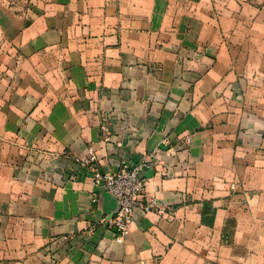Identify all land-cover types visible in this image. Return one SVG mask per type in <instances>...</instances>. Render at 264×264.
Returning a JSON list of instances; mask_svg holds the SVG:
<instances>
[{
    "label": "crops",
    "instance_id": "crops-1",
    "mask_svg": "<svg viewBox=\"0 0 264 264\" xmlns=\"http://www.w3.org/2000/svg\"><path fill=\"white\" fill-rule=\"evenodd\" d=\"M0 0V264H264V0ZM144 162L128 231L93 183Z\"/></svg>",
    "mask_w": 264,
    "mask_h": 264
},
{
    "label": "built area",
    "instance_id": "built-area-1",
    "mask_svg": "<svg viewBox=\"0 0 264 264\" xmlns=\"http://www.w3.org/2000/svg\"><path fill=\"white\" fill-rule=\"evenodd\" d=\"M95 155L83 160V164L89 165L94 170L93 183L116 198L117 210L114 215L106 218L108 225L115 229L116 236L120 237L128 231L133 213L136 209L142 208L150 211L154 207L153 202L144 200L147 181L142 173L144 162L130 163L123 161L117 171L100 173L94 166ZM164 212L165 208L158 207ZM146 264V263H143Z\"/></svg>",
    "mask_w": 264,
    "mask_h": 264
},
{
    "label": "rangeland",
    "instance_id": "rangeland-1",
    "mask_svg": "<svg viewBox=\"0 0 264 264\" xmlns=\"http://www.w3.org/2000/svg\"><path fill=\"white\" fill-rule=\"evenodd\" d=\"M249 2H250V3L257 4V3H255L256 1H254V0H249Z\"/></svg>",
    "mask_w": 264,
    "mask_h": 264
}]
</instances>
